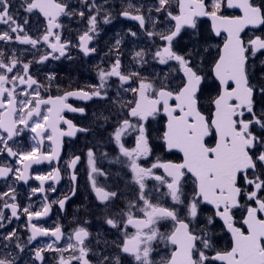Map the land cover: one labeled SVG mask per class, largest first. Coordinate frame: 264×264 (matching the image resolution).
<instances>
[{
    "label": "snow or ice",
    "instance_id": "obj_1",
    "mask_svg": "<svg viewBox=\"0 0 264 264\" xmlns=\"http://www.w3.org/2000/svg\"><path fill=\"white\" fill-rule=\"evenodd\" d=\"M229 9L242 15L225 14ZM61 17L84 27L72 38ZM201 17L211 19L216 36L226 34L211 60ZM116 19L135 22L136 30L116 33L105 51L98 47L102 26ZM0 25V264H264V35L243 38L250 26H264V0H0ZM188 30L191 46L178 47ZM74 51L89 59L104 53L95 66L98 83L87 91L62 89L54 70L43 80L32 74L73 60ZM213 88L215 97L204 103ZM70 97L105 107L80 126L65 116L85 113ZM161 115L166 124L157 147L182 152L180 163L155 156L151 122ZM78 133L94 142L63 160L70 194L49 200L61 166L46 174L29 169L61 161L64 138ZM129 140L134 146H126ZM85 162L100 215L87 197L83 212L101 221L98 230L89 231L92 221L80 216L67 232L59 224L38 227L33 221L54 206L62 212L77 196ZM30 179L39 184L21 197L17 189ZM21 217L23 228H9ZM168 221L172 230L161 233ZM104 226L117 238L109 240ZM217 228L231 236L223 251L216 249ZM162 242L175 250L156 261Z\"/></svg>",
    "mask_w": 264,
    "mask_h": 264
},
{
    "label": "flooded vegetation",
    "instance_id": "obj_2",
    "mask_svg": "<svg viewBox=\"0 0 264 264\" xmlns=\"http://www.w3.org/2000/svg\"><path fill=\"white\" fill-rule=\"evenodd\" d=\"M56 2H59V0H56ZM115 3L116 0H113ZM72 3L78 4L79 0H72ZM225 14L229 16H240L242 15V11L240 9H229ZM60 23L64 25L65 28V33L71 32L73 34L72 38L75 37V34L83 29L84 25L80 24L78 20L76 19H69L67 17H61L60 18ZM33 26L35 27V19H33ZM199 26H203L205 33L209 34V37H211L210 40L207 41V44L211 43L215 45V48L217 49V54L219 52V48L221 43L223 42L224 38L222 37H215L212 33L211 30V23L208 19H200L199 20ZM3 25H0V30H3ZM128 28H132L133 31L136 30L135 28V22L133 21H124L122 19H116L113 21L112 25H103L102 30H101V37L100 41L98 44L99 48H104L106 51V45L111 43V41L114 38L115 33H122L123 31H126ZM108 35H111V39L108 40ZM258 35H264V26H262L258 30L254 29H247L245 31V34H243V38L247 40L249 37H254ZM190 38V35H185L182 33V38L178 39L179 43H185L187 39ZM21 47H26V46H21ZM74 59L73 60H67V59H61L60 61H52L48 63L45 66H42L38 72H33L32 74L34 76H37L39 79L43 80V77L46 73L50 71H55L57 77H58V83L59 86L62 89L66 90H74L78 88H83L85 91L89 89V86L94 85L98 83V79L93 75L94 71L96 70V65L100 63V58L103 57L104 53L100 52L99 57L95 59H89V58H82L80 57L75 51L72 53ZM216 83V82H215ZM55 87V86H54ZM51 94L57 95L61 94L58 92L53 91ZM216 95V94H215ZM214 95V97H215ZM127 100H130L131 97L129 96L126 98ZM69 104H72L73 107H83L85 108V113H71V112H66L65 116L67 119L72 120L74 124L80 125V126H88L90 121L93 119V113H99L101 110L104 109V105L98 101H83L76 99L74 97H70L67 101ZM107 114V112H105ZM208 113H206L207 115ZM166 124V117H163L161 115L160 117H157L155 120L151 122V127H152V140H153V148L155 151V156L159 157L161 161H171L173 163H180L183 160V156L175 151H169L165 147H157V145L162 144V140L160 137L162 136L163 130H164V125ZM61 127H65L64 125H61ZM89 142H94L92 136H84L82 134H77L75 137H65L63 144L64 147L61 151V156L62 160L61 161H53L52 163H49L45 161L42 164L39 165H33L31 169H29V174L30 175H35V174H46L49 171H52L54 168L57 166H61L62 169V162L63 160H67L70 155L75 154V155H82V152L85 150V145L88 144ZM25 144L28 142L25 141ZM128 147L134 146L129 140ZM45 149L48 148L47 143L45 144ZM106 151L110 153V155L113 153L112 148H106ZM98 166L99 162H98ZM147 166V165H145ZM85 167H86V162L84 166H80V172L79 175L81 177V182H80V190L77 193V196L73 197L69 202H67L65 209L61 212L58 210L56 206L53 207L52 211L49 213L47 217H44L40 219L39 221H33V223H36L38 227H46V228H52L55 225L59 224L61 225L65 232L69 231V225L71 221L73 220L74 216H80L84 217V212H83V203L85 201V198L87 197L88 202L90 203V206L93 207V211L96 212V215L99 216V210L95 207V202L92 201L91 196L88 193L87 190V185H86V177H85ZM108 165L105 163L103 165V170H107ZM115 171V169H113ZM62 179L61 181L56 185L57 187V192L52 193L49 196V200L55 199V198H61L65 195H69L68 191V180L67 177L64 176L63 169H62ZM127 178V177H126ZM50 183V182H49ZM39 182L35 181L34 179H30L28 182V185H22L20 186L17 190L18 192L21 193V197H23L24 193L28 191V188L31 187H36L38 186ZM190 182H189V188H190ZM47 187V184L45 185ZM3 190L2 183H0V191ZM126 191L131 192L134 194V189L129 186ZM130 194L127 197L123 199H132L133 195ZM36 198L33 197V201H35ZM20 202L22 204H26L27 201L24 199H20ZM165 206H169L168 204H165ZM119 208H123L124 205L122 203L118 204ZM79 209V211H78ZM208 211L205 213L206 215L211 214V205H207ZM85 219H88L92 221V226L89 228V231L95 233L98 230L99 225L101 224V221L98 219H95L92 216H87L84 217ZM237 220H240L241 217L238 215L236 217ZM27 223L25 217H21L19 221L13 222V225H9V228L13 226H17L20 228H23L24 225ZM222 223V222H221ZM237 226H241L237 224ZM72 227H75V225H72ZM173 224L171 221L168 222H162L161 225L159 226V231L164 234L170 233L172 230ZM102 231H105L107 238L109 240H114L116 239V235H114L112 232L107 231V226H104L103 229H100ZM128 233L131 235L135 229L131 226L128 228ZM216 236L219 237L218 241L216 242V249L218 251H223L225 249H228L230 241H231V236L226 232V230L222 228H217L215 230ZM26 234V233H25ZM49 238H37L38 242L43 243L45 240ZM35 243V242H34ZM61 244H63V240L61 241ZM175 250V246H172L170 244L165 245L163 242L160 243L158 246L155 248V253L153 255L156 257H159L156 259V261H160L162 256L170 257V254L172 251ZM158 253V254H156ZM123 259V258H122ZM124 264H129L128 260H125ZM217 264H222V262H217Z\"/></svg>",
    "mask_w": 264,
    "mask_h": 264
},
{
    "label": "rangeland",
    "instance_id": "obj_3",
    "mask_svg": "<svg viewBox=\"0 0 264 264\" xmlns=\"http://www.w3.org/2000/svg\"><path fill=\"white\" fill-rule=\"evenodd\" d=\"M115 34H116V33H115ZM115 34H114V36H115ZM110 39H111V35H108V40H110ZM188 47H190V46H188ZM205 47H207L208 50L211 52V57H212L214 51L216 50L215 45L209 43V44H207V46H206V44H205ZM211 57H209V60L211 59ZM102 66L106 67L107 65H102ZM205 70H206V71L208 70V66H205ZM93 75L96 77V79H98V78H97V74H96V70L94 71ZM125 99H126V98H125ZM126 146H127V145H126ZM166 258H167V256H166Z\"/></svg>",
    "mask_w": 264,
    "mask_h": 264
}]
</instances>
